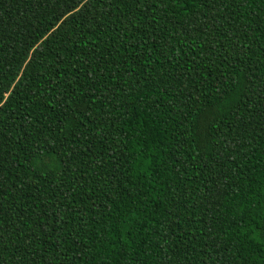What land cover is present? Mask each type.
<instances>
[{
    "label": "trees",
    "instance_id": "trees-1",
    "mask_svg": "<svg viewBox=\"0 0 264 264\" xmlns=\"http://www.w3.org/2000/svg\"><path fill=\"white\" fill-rule=\"evenodd\" d=\"M0 264H264V0H0Z\"/></svg>",
    "mask_w": 264,
    "mask_h": 264
}]
</instances>
